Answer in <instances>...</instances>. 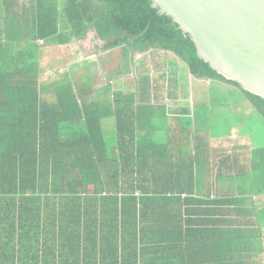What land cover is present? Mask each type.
Wrapping results in <instances>:
<instances>
[{
	"label": "trees",
	"instance_id": "1",
	"mask_svg": "<svg viewBox=\"0 0 264 264\" xmlns=\"http://www.w3.org/2000/svg\"><path fill=\"white\" fill-rule=\"evenodd\" d=\"M1 4L0 264H250L242 219L252 215L248 223L260 230L264 207L240 204L264 194V144L249 155L213 150L195 118L212 112L218 125L222 107L239 97L264 122V98L212 69L150 0ZM90 29L105 53L125 50L132 60L137 52L169 51L194 78L209 81L178 134L155 122L150 131L165 129L164 137H138L144 126L120 92L117 124L103 128L98 95L110 86L94 89L81 75L40 82L42 47ZM214 169V193L204 195V176Z\"/></svg>",
	"mask_w": 264,
	"mask_h": 264
},
{
	"label": "crops",
	"instance_id": "2",
	"mask_svg": "<svg viewBox=\"0 0 264 264\" xmlns=\"http://www.w3.org/2000/svg\"><path fill=\"white\" fill-rule=\"evenodd\" d=\"M2 4L0 0V14H3L2 12ZM2 16V15H1ZM52 46V45H51ZM151 50V49H150ZM158 50L160 52H153L151 51L149 54L152 57V63L153 60L156 59H162V56L169 57V63H167L166 68H170L171 75L167 74L165 76L164 80H160L159 78H156L155 81L157 83L162 82H168V87L166 91H163L159 95L155 93L148 92L147 89L144 87L143 90H134L130 93H123L121 91H115L114 90H101V92L98 95V101L101 102V124L103 128L107 129H114L115 124H117V114L115 115L114 109L116 108V100L118 97V92L121 94L127 96L129 99L132 100V104L130 105L127 113L133 112V115L131 116L135 120V124H140L143 129L137 128L136 135L143 136V137H164L165 136V129H170L171 131H174L178 134L180 124H181V118L182 116H192L193 112L196 110V106L199 105V103L203 102V94L206 90V84L207 82H202L196 78H194L188 71V68L186 66V69L190 75L189 80V87L188 92L187 91H180L176 89V84H178L179 79H181V76H178V73L176 72L177 63L181 62V60H174L172 56H170L169 51L160 50V49H154ZM149 51V50H148ZM146 52V51H144ZM144 52H137L135 55H139ZM165 52V53H163ZM105 53L104 51H100L99 54ZM153 53L157 55L156 57L153 56ZM173 54V53H172ZM59 55L54 54V50H50L49 52H46L43 50V53H41L40 61L42 59V64L44 59L50 60L54 59L52 57H56ZM141 59V58H140ZM137 57L134 58L132 56L130 67L131 65H136L137 61L140 60ZM163 61V59H162ZM157 62V61H155ZM41 63V62H40ZM162 63V62H159ZM105 67H108L105 65ZM135 67V66H134ZM112 68V67H111ZM109 69L108 71H112V69ZM153 68H157L154 63L153 66L149 67V71L153 70ZM114 74L111 75V77L106 76V78L103 76L102 69L101 73L103 76V81L106 82V86H110L111 84L117 85L118 81L124 77L127 73L124 74V72L119 73L116 72L115 67L113 68ZM166 71V69H165ZM157 72L156 74H158ZM107 75H110V73H106ZM156 75L155 72H150L149 75L153 76ZM171 77V79H170ZM150 78V76H149ZM151 82L153 81V78H150ZM177 79V80H176ZM153 83V82H152ZM154 84V83H153ZM103 88V87H100ZM98 88V89H100ZM53 95V94H51ZM54 98V97H53ZM211 98V97H210ZM209 99H205V101L208 103ZM206 103V104H207ZM162 106L164 108V111L161 113L154 112L150 113L148 112L147 106ZM208 105V104H207ZM147 107V108H146ZM236 112H242L241 116H244L243 124L245 125V131L240 128L239 121H236V118H239V114L236 112H233V110ZM112 111V113H111ZM209 111V110H208ZM221 111L223 112V115L220 112V115L222 116L223 120L221 123L218 122V125H216V119L215 115L212 112L207 113V117L202 114L198 116L195 119H198V122L201 123L203 126L200 127L203 130H200L199 134L202 135L210 144V147L213 150H226L232 151V153H240L242 151H246L247 155H249V151L255 148H259L261 138L259 135V124L257 117V113L255 109L247 102L243 101L239 97H235V100L231 99V102L227 107H222ZM247 111V112H246ZM233 112V113H232ZM249 113V115H247ZM253 122H249V120H253ZM194 119V120H195ZM137 121V122H136ZM193 121V118H192ZM158 122L159 125L163 126L164 130H156V131H150V126ZM235 124L234 126H231ZM249 124V125H248ZM135 125V126H136ZM248 125V126H247ZM199 126V125H198ZM219 126V127H216ZM249 127V128H248ZM198 128V131L199 129ZM248 128V130H247ZM207 132V133H206ZM179 144V143H177ZM184 144V143H183ZM191 144V141H189L188 145ZM233 146V147H232ZM235 151V152H234ZM213 154L215 153L212 151ZM215 169L213 171H208L204 177H207L205 184L202 188V193L210 194L214 193V176H215ZM257 197V198H253ZM253 199L259 200V194H252ZM250 203L252 204V199H250ZM254 206L255 201L253 200ZM255 209H259V206L256 205ZM251 213V212H250ZM247 219H252L253 216L248 214L247 217H245L244 222H242L241 228H242V239H244L246 242H251L253 244L252 249L251 247H248L246 250H243L242 252L246 255V259H250V264H261L259 262V258L261 256L259 255L260 252H262V241L260 240L259 236V225H253L248 223ZM229 228L232 229V226L230 225ZM254 248V249H253ZM248 253L251 254L250 257H248Z\"/></svg>",
	"mask_w": 264,
	"mask_h": 264
},
{
	"label": "water",
	"instance_id": "3",
	"mask_svg": "<svg viewBox=\"0 0 264 264\" xmlns=\"http://www.w3.org/2000/svg\"><path fill=\"white\" fill-rule=\"evenodd\" d=\"M192 38L197 55L264 98V0H150Z\"/></svg>",
	"mask_w": 264,
	"mask_h": 264
},
{
	"label": "rangeland",
	"instance_id": "4",
	"mask_svg": "<svg viewBox=\"0 0 264 264\" xmlns=\"http://www.w3.org/2000/svg\"><path fill=\"white\" fill-rule=\"evenodd\" d=\"M102 46L103 41L95 35V31L93 29L88 30L85 37L82 39L73 38L69 43H66L64 45L43 46L41 51L44 50L46 52H49L50 50H54V54L59 56L52 57L54 59H50L48 61L47 59H44L43 64L41 59L40 82L48 84L49 82L58 78L61 74L67 73L71 78H74L77 75H81L84 82L91 85L94 89H98L100 87L106 86V82L103 81V76L105 78L106 76L107 78L111 77V75L114 74L113 68L115 67L116 72L117 70L121 71L120 65L123 64L127 66V69H123L122 72L125 71L124 74H127L118 81L117 85L114 86V84H111V88L108 90L115 89V91L130 93L133 92L135 89L143 90L145 87L148 92L155 93L157 95H159L163 91H166L167 89L170 90V88L168 87V82L164 81L159 84L155 81L156 78L164 80L167 74H169V76L171 75V71L169 70L170 68H166L167 63H169L168 56H162L163 61L162 59H156L155 61L157 62L153 60V63L157 68H153V70L149 71V67L153 66L152 57L149 53L151 51H160L151 49L137 56L134 55V58L137 57L138 59H141L137 61L136 65H134L133 62L131 68V58L127 53H125V50L123 51L120 49H114L109 51V53H103L102 55L99 54V52L102 51ZM169 54L174 58V60H179L174 54ZM153 56L156 57L157 55L153 53ZM177 64L178 65L175 69L178 73V76H181V79H179L178 84H176V89L188 92L190 75L186 69V65L182 61L178 62ZM105 65H107L108 67H105ZM110 68L112 69V71H108ZM101 69L103 76L101 73ZM150 72H155V74L157 72L159 73L156 75L153 74L152 76L149 75ZM106 73H110V75H107ZM149 76L150 78H153L152 82L154 84L151 82ZM47 94L50 96V98H52V93L50 91H47ZM236 111V109L235 111L233 110V112ZM236 113L239 114V118H236V121L238 122L239 119H241L239 121V124L241 125L240 128L245 131L246 127L243 124L245 115L241 116L242 112ZM247 115H249V113H247ZM253 121L254 118L253 120H249V122ZM234 125L235 124L231 126ZM257 125L259 126V135L261 138L260 145H262L264 144V122L261 121ZM199 130L203 129L200 128ZM253 198H251L252 204L244 202L243 204H240V206L243 208L245 207L248 211H253L256 205L259 206V208L264 207V194L259 195V200ZM253 200L255 201V206ZM242 220L244 222L245 218H243ZM259 236L260 240L263 243L261 250L262 252L259 253V255L261 256V258H259V262L261 264H264V226L260 228Z\"/></svg>",
	"mask_w": 264,
	"mask_h": 264
}]
</instances>
